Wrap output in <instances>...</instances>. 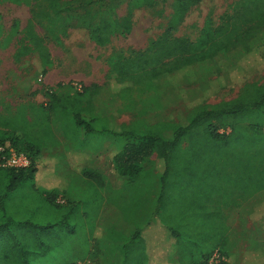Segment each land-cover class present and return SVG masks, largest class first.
I'll list each match as a JSON object with an SVG mask.
<instances>
[{
	"label": "rangeland",
	"instance_id": "obj_1",
	"mask_svg": "<svg viewBox=\"0 0 264 264\" xmlns=\"http://www.w3.org/2000/svg\"><path fill=\"white\" fill-rule=\"evenodd\" d=\"M48 2L49 0H0V113L9 107L14 114L18 113L15 117L18 122H25V114L27 122L32 120V124L37 125L34 122H37L41 118V113L49 107L51 94L72 95L81 92L85 87L98 85L103 89L93 102L97 104L101 100L107 103L108 119L98 120L97 124L95 122L93 127L100 130L90 133L84 126L75 125L72 109L68 108L67 112H62L59 108L48 112L52 120H58L59 129L54 132L52 140L42 144L38 154H30L31 174L19 180L14 189L3 199L0 222L9 218L14 220L11 221L14 225H18V221H23L22 224L27 226L20 227L26 229L23 231V236L31 237L27 240L26 248L36 252L31 256L29 264H87V257L92 259L87 252L90 248H96L101 241L98 223L103 211L107 214L119 211L122 221L127 223L130 213L143 210L145 214H139V217L144 218H136L134 215L139 220L132 217L134 219L131 220L132 225L129 228L144 227V223L162 213L170 216L175 223V226L174 224L170 226L172 230L180 231L183 215L188 218V213L180 215L168 211L173 208H164V210L158 208L159 201L156 195L161 185V171L155 153L143 162L138 182L132 184L116 179L112 163L113 155L131 145L133 141L107 130H111V127L116 129L115 131L129 130L133 127L148 132L149 128L157 127L165 137H172L173 127L181 119L190 118L199 105L209 107L221 101L235 99L249 94L255 84H263L264 48L261 47L255 57L248 59L243 67L242 76L236 80H226V65H222L218 71L213 70L202 76H193L191 82H187L183 70L177 69L171 75L170 85L162 90L158 88V92L147 78L133 82L131 88L119 90L120 92L109 98L106 93H112L113 87H117L109 76L112 64L119 56L133 57L136 53L148 52L152 49V43L168 27L173 12V0H154L151 5L134 8L130 31L113 34L105 45L96 44L86 28L68 25L63 30L61 20L52 23L47 17H36L35 12L46 10ZM239 2L240 0H200L184 15L183 20L173 30V36L195 41L207 24L214 27L219 25L221 18L226 14H232ZM127 4L128 0L114 2L112 7L116 18L126 15ZM101 14L106 16L103 11L99 12V15ZM14 23L17 24L16 29L13 27ZM29 23L41 38L42 46L51 60L42 73L35 71L37 54H26L22 61L15 59L20 39ZM50 25L53 26L55 34L48 32ZM150 85L154 89H150ZM86 99L82 98V100ZM83 118L89 119L86 114ZM250 121L264 125V106L258 117H247L243 123L247 124ZM230 123L231 120H228L227 125L219 132H228ZM0 135L5 134L0 133ZM249 149V146L237 143L229 149L224 147L212 152L210 155L222 165L220 172L217 175L208 173L204 178L198 175L201 174L200 172H197L195 177L190 178L193 179L192 190L206 189L200 187V180L218 182L225 188L222 190L221 198H216L218 195L214 196L216 193L212 192V198L205 203L204 210L196 212L200 214L199 217L191 215L183 229L184 232L181 230L179 255L183 257L182 263L191 264L193 260L198 263L202 257L200 249L205 251L210 249L211 233L215 234L216 219L224 222L222 228L226 246L223 247L222 252L229 264H251L255 261L264 264V223L249 217L237 219L236 211H231L234 206H238L237 212L242 208L246 209L252 201L260 199L264 192V190L254 191L255 183L252 187H243L247 179L264 183V159L259 156L247 162V154L256 153V150ZM258 150L261 152V148ZM77 163L83 165L86 171H97L99 175L94 178L87 176L83 180L75 169L74 164ZM69 173H71L70 177ZM226 176H231L230 180H226ZM69 179L71 186L74 185L71 187L73 195L77 194L72 200H69L66 193L68 189L66 183ZM16 180L17 177L11 179L9 172L0 171L2 191L8 183ZM206 184L210 185L209 182ZM129 189L134 193L145 190L148 194L144 196L141 192L138 193L139 201L134 202L126 197ZM227 191L229 193L227 200L230 202L226 207ZM50 192H53L55 206L45 199ZM60 199L62 202L58 203ZM202 200H205V197H200V201ZM177 201L182 200L177 199ZM228 213H230L229 220L226 219ZM30 222L37 224L38 227H34L32 223L25 224ZM166 222L168 223V218ZM48 224L54 226L39 227ZM217 224L218 221L215 225ZM151 228L157 236L163 231L153 224ZM196 231L198 236L195 240L199 239V242L193 246ZM121 234L116 232L115 235L118 237ZM209 234L210 239H207L204 235L209 236ZM204 238L206 239L203 240ZM160 240L162 239L157 237L156 243ZM124 243L123 241L120 246L122 257L125 255V252L122 253ZM184 246L187 249H183ZM158 247L162 248L159 245ZM177 248L178 246L170 250V257L175 256ZM253 250L255 254L260 255L257 260L254 255L251 256ZM105 255L110 257V249ZM111 261L106 262L110 264Z\"/></svg>",
	"mask_w": 264,
	"mask_h": 264
},
{
	"label": "trees",
	"instance_id": "obj_2",
	"mask_svg": "<svg viewBox=\"0 0 264 264\" xmlns=\"http://www.w3.org/2000/svg\"><path fill=\"white\" fill-rule=\"evenodd\" d=\"M115 1L49 0L47 9L35 12V16L47 17L52 23L55 20H61L63 30L68 25L86 28L96 44L105 45L113 34L130 31L131 14L134 8L151 5L154 2V0H128L126 15L116 18L112 7ZM199 1L173 0V12L168 27L152 43V49L148 52L136 53L133 57H117L111 66L109 75L117 87H113L112 93H106L109 98L118 93L119 90H128L133 82L136 83L147 78L158 92V88L162 90L170 85L171 75L177 69L184 71L187 82H191L193 76H202L204 73L213 70L218 71L222 65H226L227 81L236 80L242 76L243 67L247 64L248 59L255 57L261 47L264 48V0H240L232 14L224 15L216 27L207 24L195 41L183 37H174L173 30L183 20L187 11ZM101 11L106 16L99 15ZM13 27L16 29L17 24L14 23ZM48 32L55 34L53 26L48 27ZM19 44L15 53L16 61H22L26 54H37L38 62L35 71L36 73L45 72L51 60L31 23L25 27L24 35ZM152 85L149 86L150 89H154ZM102 89L98 85H91L72 95L51 94L49 107L41 113V118L34 122L37 125L32 124V120L27 122L25 114V122H18L15 118L18 113L14 114L9 107L0 113V133L5 134L0 135V145L24 152L30 159V165L27 168L0 167V171L9 172L11 179L17 177L16 181H11L5 186L4 191L1 190L2 186L0 185V208L4 206L3 199L14 189L18 181L29 177L31 174L32 160L30 154H38L42 144L47 140H52L54 132L59 129L58 120L54 121L50 118L49 113L51 111L60 108L62 112H67L70 108L75 125L84 126L90 133H93L94 130L95 132L100 130V128L99 130L95 129L93 124L99 123L98 120L105 121L108 119L106 115L107 103L100 100L96 104L93 101L101 94ZM180 90L181 88L178 90V94ZM83 97L87 99L82 100ZM263 106L264 83L255 84L253 90L247 95L221 101L209 107L199 105L190 118L181 119L173 127L172 137H165L157 127L149 128L148 132L133 127H130L129 130L118 129L115 131L116 129L111 127V130H107V132L133 141L131 145L120 149L113 155L114 175L118 179L135 182L139 179L145 159L155 153L161 171V185L157 194L158 208L163 210L164 208H173L174 211H168L177 212L180 215L188 213V218L183 215L184 219H181L180 229L184 232L183 229L186 227V222L189 221L190 216L199 217L200 214L196 212L204 210L205 203L209 198H212V192L216 193L214 196L218 195L216 198L223 196L221 194L225 187L220 186L218 182L209 180H200V187L206 189L192 190L193 184L191 182L193 179L190 178L195 177L197 172H200L201 174L198 175L203 178L207 177L208 173L217 175L220 172L222 165L210 155L212 152H217L224 147L229 149L234 144L240 143L249 146L251 151L256 150V153L249 152L247 154V162L253 161L255 157L259 156L264 159L263 123L257 121L243 123L247 117H258ZM85 114L89 119L83 118ZM228 120H231L230 130L226 133L219 132L221 128L227 125ZM26 125L29 127L27 128ZM128 125L133 126L135 124ZM129 126L126 125V127ZM258 148H261V152ZM80 170L84 177L92 176L94 178L99 175L97 171H86V168ZM230 178L231 176H226V180H230ZM207 182L210 185L206 184ZM253 183H255L254 191L262 192L264 190V183L253 182L249 179L245 180L243 187H252ZM52 194L53 192L47 194L45 199L53 205ZM228 194L227 191L226 207L230 202L227 200ZM200 197H205V200L200 201ZM177 199L182 201L176 202ZM237 207L234 206L231 209L232 212L236 211L237 219L249 217L264 223V192H262L260 199L252 201L246 209L243 210L241 207L242 209L237 212ZM230 213L226 217L227 220L230 218ZM161 214L148 221L149 224L145 227H133L129 230L124 226H118V230L116 227L113 228L114 232L122 233L117 239L125 242L122 246V253L125 252V255H123L120 264H163L165 261L161 259V255H158L160 250L158 245L163 246L164 243H174L178 246L177 262L174 264H184L181 262L183 257L179 255L181 249L179 235L182 234V231L172 230L170 226L173 224L175 226V223L172 222L171 217ZM167 218L168 223L166 222ZM11 221L14 222L12 219L5 218L3 222H0V259H2L0 264H29L31 256L36 252L26 248L27 240L31 237L23 236V231L26 229L20 228L26 225L22 224L23 221H18V225H14ZM216 221H218L217 225H215ZM152 224L163 229L160 236L152 232ZM36 226L37 224H34V227ZM53 226L54 224H48L39 227L50 228ZM223 226V221L215 219V234L211 233L212 244L210 249L207 251L200 249L201 260L198 263L193 260L191 264H203L215 248L223 249L226 240ZM145 232V235L148 236L144 238L143 233ZM196 236H198V231L194 234L193 246L199 242V239L195 240ZM204 236L210 239V234ZM157 237L162 239L158 243H156ZM146 240L147 242L150 240L149 251L146 249L148 248L145 244ZM218 242L220 243L217 244ZM183 249H187V247L184 246ZM219 264H229V262L226 260Z\"/></svg>",
	"mask_w": 264,
	"mask_h": 264
},
{
	"label": "crops",
	"instance_id": "obj_3",
	"mask_svg": "<svg viewBox=\"0 0 264 264\" xmlns=\"http://www.w3.org/2000/svg\"><path fill=\"white\" fill-rule=\"evenodd\" d=\"M74 165H75V169L81 174V177L84 180L85 178L82 175V172L80 170V169L84 168V167H82L83 165H81L79 163L74 164ZM68 176L70 177L71 173H69ZM116 179H118V178H116ZM118 180L125 181V180H122V179H118ZM101 182H103V181L101 180ZM135 182H138V180H136ZM135 182H128V183H132L133 184ZM66 184H67L66 187L68 188L66 190V193L68 194L67 197L69 198V200H72V198L75 199L76 198L75 196L77 194L73 195V191H72L71 187H73L74 185L71 186L70 179H69V181ZM159 189H160V186H159ZM159 189H158V191H159ZM158 191H157V194H158ZM140 192L144 196L146 195V193L148 194V192H146L145 190L144 191L140 190V191L134 193L133 190L129 189V190H127L126 197L129 198L130 200L134 201V202H138L139 201L138 193H140ZM105 212L106 211H103L102 216L100 218V222L98 223L99 236H100L101 241L99 242V245L96 248H90L89 249L90 252L89 251L87 252L88 255L92 256L91 260L87 257V262H88L87 264H108L106 262L107 260H112L111 262H109L110 264H120L121 260H122V255H121V252H120V246H121L122 242L117 239V237L115 235L116 232H114L113 228L116 227L117 230H118V228H117L118 226H124L125 228H129L132 225V223H131L132 219H134L135 217L143 219L144 217H142V218L139 217V214H145L143 210H141L139 212L130 213V215L128 217L129 220L127 221V223H125V222L122 221V219H121L122 215H121V213L119 211H114V213H111V214L110 213L107 214ZM134 215H135V217H134ZM132 217H134V218H132ZM136 220H139V219H136ZM148 224H149L148 222L144 223L143 226L145 227ZM137 225H138V223H136V226ZM145 234H146V232L143 233V237L144 238L146 236H148V235H145ZM149 242H150V240H149ZM149 242H147V240H146V243H145L148 246V248H146L147 251H149L148 250L149 249ZM100 244H101V246H100ZM170 244H172V245L170 246ZM174 248H176L174 243H164L162 248H160V250L158 251L159 252L158 255H161V259L163 261H165L163 264H174V263L177 262V253L175 254L174 257H170V255H169L171 253L170 250H172ZM108 249H110V252H111L110 257H106V255H105L106 252L108 251ZM222 250H220V251L222 252ZM254 251L255 250H253L251 252L252 253L251 256L254 255L255 259L257 260V258H259L260 255L255 254ZM92 252L94 253L93 255H92ZM223 255H224V253H223ZM97 259H98V261H96ZM254 263H256V261ZM254 263H251V264H254Z\"/></svg>",
	"mask_w": 264,
	"mask_h": 264
},
{
	"label": "built area",
	"instance_id": "obj_4",
	"mask_svg": "<svg viewBox=\"0 0 264 264\" xmlns=\"http://www.w3.org/2000/svg\"><path fill=\"white\" fill-rule=\"evenodd\" d=\"M29 165L30 159L26 153L0 145V167L22 169L27 168ZM59 202H62L61 199L58 200ZM222 261H226L223 253L220 249H214L203 264H219Z\"/></svg>",
	"mask_w": 264,
	"mask_h": 264
}]
</instances>
